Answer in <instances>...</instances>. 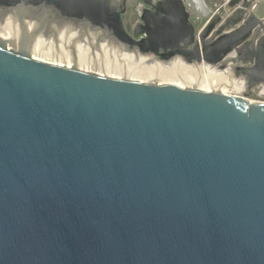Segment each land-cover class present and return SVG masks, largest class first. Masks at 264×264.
Returning a JSON list of instances; mask_svg holds the SVG:
<instances>
[{
	"label": "water",
	"instance_id": "95a60500",
	"mask_svg": "<svg viewBox=\"0 0 264 264\" xmlns=\"http://www.w3.org/2000/svg\"><path fill=\"white\" fill-rule=\"evenodd\" d=\"M137 2L146 36L130 41ZM7 16L21 39L0 36V264H264V101L247 98L264 83V0L226 16L185 0H0ZM63 27L229 69L246 89L30 57L29 37Z\"/></svg>",
	"mask_w": 264,
	"mask_h": 264
},
{
	"label": "rangeland",
	"instance_id": "374dc122",
	"mask_svg": "<svg viewBox=\"0 0 264 264\" xmlns=\"http://www.w3.org/2000/svg\"><path fill=\"white\" fill-rule=\"evenodd\" d=\"M209 1H211L213 5L216 7L220 5V2H219L220 0L218 1L209 0ZM15 21L18 22L16 19ZM8 25H10L11 27H7V26L0 27V36L7 41L6 46L8 49L13 50V51H18L19 50L18 42H16L15 44H11L10 37L13 36L15 39H18L20 41L21 39L20 26L16 27L14 23H8ZM59 29L65 32H62ZM30 33L32 32L30 31ZM19 34H20V37H19ZM28 34L29 33H27V35ZM32 37L34 39L35 37L36 38L39 37L43 39V40L40 39L41 41L40 44H38V46H36L35 48H32V47L28 48V53L30 57L37 59V60H41V61H45V62H49V63H53V64H57L60 66H65V67H73V68H76V69H79L85 72L94 73L100 76H107L111 78L138 80V81H143V82H148V83H157V84L174 83L182 87L197 88V89L205 88L200 85H196L192 82L190 83L186 80H183V81L179 80L177 82L176 81L171 82L168 80L160 79V77L156 79L154 77H151L150 79V77L142 78L139 76V74H135V75L134 74L130 75L128 73L126 74L127 72L126 69L129 66L131 68H135V67L141 68V67L147 66L148 64L152 66L153 63H156L158 64L159 67L165 68V65L166 64L168 65V63L160 59H154L150 61V58H152V56L147 55V54H142L139 50L135 52L133 49H130L129 47H127L124 43L118 40L112 39V37L105 38L103 40H98L97 37L93 34H90V35L81 34L79 30H76V29L66 30L64 28L63 29L62 28H51L47 30L43 29L37 32V34L33 35ZM32 37H29L31 38L29 41V44L30 42L31 43L33 42ZM42 46L46 49H43ZM68 50H70V55L74 56V58H76L77 55L79 54L80 57L88 60L87 62L88 64L83 63L84 65H82L80 61L76 62L72 60L71 56L68 53ZM50 51L65 52L64 55L68 56L67 57L68 61L64 59L62 60V58H57L55 56H52V53H50ZM142 61H144V63H142ZM103 64L104 66L106 67L108 66L110 68L104 67ZM151 66H149L147 69L155 73V69L152 68L153 66L152 67ZM179 66L177 65V67ZM112 67H117L120 71H118V73H115ZM168 67H171V66L168 65ZM177 67L174 66L172 69V71L176 75V78L178 77V75L182 73V71L185 68L183 67V65H182L181 70H179ZM209 69L219 71L220 73L223 72L227 75V72H225L222 69L217 70V69L210 68V67ZM158 71H161V70H158ZM227 76L229 79L234 80V81L231 80L233 83H229L226 78V87H225L226 89L225 88H222V89L213 88L212 90L220 91L223 93L240 94L242 91L237 90L236 88H233V86L230 87V85L236 84L235 81L237 79L239 80L240 79L244 80V79L242 77H235L233 73H230V76L229 75ZM208 89L211 90V88H208ZM247 98L251 101H264V93L255 95V96H248Z\"/></svg>",
	"mask_w": 264,
	"mask_h": 264
},
{
	"label": "bare ground",
	"instance_id": "6f19581e",
	"mask_svg": "<svg viewBox=\"0 0 264 264\" xmlns=\"http://www.w3.org/2000/svg\"><path fill=\"white\" fill-rule=\"evenodd\" d=\"M4 23H6L7 25L4 24ZM8 23H14L16 27L19 26V23L16 22L15 19L12 16H7V17L3 18L2 20H0V27L1 26H3V27H5V26L11 27L10 25H8ZM26 28H27V33H29L28 36H30L32 34V33H30V31L33 32V30L35 28V23L28 22ZM63 28L66 29V30H70L69 27H63ZM59 30L62 31L61 29H59ZM62 32H65V31H62ZM20 34H21V28H20ZM20 34H19V37H20ZM93 35H95L96 37L98 36L97 34H93ZM40 39L41 38H39V37L38 38L35 37V39L33 38L32 39L33 42L32 43L30 42V44H28V48L29 47L35 48L36 46H38V44H40V42H41ZM41 40H43V39H41ZM10 42L12 44H15L16 42H18V44H19L20 41L18 39H15L13 36H11L10 37ZM43 49H46V48L43 47ZM62 52L61 51L60 52L59 51H55V52L54 51H50V53H52V56H55L57 58H62V60L64 59V60L68 61V58H67L68 56L64 55L65 52H63V53ZM68 53L70 55V50H68ZM71 58H72V60H74L76 62L77 61L78 62L80 61V63L82 65H84L83 63L86 64L88 62V60H86L85 58L80 57L79 54L77 55L76 58H74V56H71ZM142 63H144V61H142ZM167 63L172 68L171 67H168L167 64L165 65V68L164 67H159L156 63H153V65H152L153 67L148 64L149 66H151L152 68L155 69V73L153 71L147 69L149 67L148 65L145 66V67H141V68H137V67L131 68L128 65L129 67L127 69L125 68L127 70L126 74L127 73L130 74V75L131 74H134V75L135 74H139V76L142 77V78H144V77L145 78L150 77V79H151V77H154L155 79L160 77V79L168 80V81H171V82L172 81H176L177 82L179 80H181V81L186 80V81H188L190 83L192 82V83H194L196 85H200L202 87H205V88H202V90H207V91H210L208 88H211V90L213 88H218V89L219 88L220 89L225 88L226 87V78H227V81L229 83H233L232 81H234L233 79H229L228 76H227V75L230 76V73H231L229 71V69L226 71L227 72V75H226L223 72L220 73L219 71H216V70H213V69H209V67L212 68L210 65H204V64H201V65H188V64H185L183 62H176L174 59L172 61L167 62ZM177 65L178 66L181 65V66L177 67ZM182 65L185 68L182 71V73L180 75H178V77L176 78V75L174 74V72L172 71V69H173L174 66H176L179 70H181L182 69ZM103 66H104V64H103ZM104 67H106V66H104ZM108 68H110V67H108ZM112 68L114 69V72L115 73H118V71H120L117 67H112ZM113 69H112V71H113ZM214 69H216V68H214ZM158 70H161V71H158ZM235 83L236 84L230 85V87L233 86V88H236L237 90H240L242 92L246 89V82H245V80H242V79L239 80V79H237L235 81Z\"/></svg>",
	"mask_w": 264,
	"mask_h": 264
},
{
	"label": "flooded vegetation",
	"instance_id": "af4514ba",
	"mask_svg": "<svg viewBox=\"0 0 264 264\" xmlns=\"http://www.w3.org/2000/svg\"><path fill=\"white\" fill-rule=\"evenodd\" d=\"M218 1V0H215ZM208 7H209V12H218L221 16H226L229 12H232L234 8H237L239 4L243 3V0H220V5L219 6H214L213 3L209 0H206ZM139 2H137L136 6H133V12H131L132 8L127 7V10L125 14L122 15V22L124 26L126 27V24L129 23L130 30L128 31L129 34V39L130 41H140L143 37L146 36V25L143 22L139 21V14H138V9L139 8ZM134 33L138 34L136 37L134 36ZM131 37V39H130ZM173 55H178V50L174 49ZM163 56H165V53L162 50H159L156 56L152 55V58H150V61L154 60L155 58L163 60ZM176 62H183L179 58L174 59ZM158 65V64H157ZM212 68H216L215 66H211ZM217 69V68H216ZM219 69V68H218ZM264 72H261L260 75L263 76ZM264 93V83L259 84L256 87H253L250 90V96H255Z\"/></svg>",
	"mask_w": 264,
	"mask_h": 264
},
{
	"label": "crops",
	"instance_id": "0c3cea01",
	"mask_svg": "<svg viewBox=\"0 0 264 264\" xmlns=\"http://www.w3.org/2000/svg\"><path fill=\"white\" fill-rule=\"evenodd\" d=\"M188 11L195 15H205L209 12L206 0H185Z\"/></svg>",
	"mask_w": 264,
	"mask_h": 264
}]
</instances>
